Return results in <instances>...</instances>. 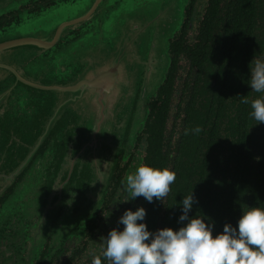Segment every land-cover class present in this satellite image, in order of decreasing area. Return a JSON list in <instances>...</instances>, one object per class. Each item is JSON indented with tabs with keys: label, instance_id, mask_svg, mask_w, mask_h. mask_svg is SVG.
I'll return each instance as SVG.
<instances>
[{
	"label": "water",
	"instance_id": "1",
	"mask_svg": "<svg viewBox=\"0 0 264 264\" xmlns=\"http://www.w3.org/2000/svg\"><path fill=\"white\" fill-rule=\"evenodd\" d=\"M0 1L8 7L6 11L14 10L11 6L14 0ZM103 1H59L36 14H21L19 22L0 32L8 34L23 28V24L42 21L48 11L51 14L64 4H74L79 13L83 12L61 20L51 30L38 26L31 35L0 37V88L4 89L0 92V177L10 179L7 185L21 177L4 208L17 206L18 213L30 226L27 232L30 240L32 236H42V242L38 236L33 238L32 259L41 252L46 236L51 235V228L49 231L47 228L50 211L54 217L52 224L56 226L54 241L64 238L71 246L102 203L119 155L129 151L144 129L148 117L142 119L146 100L148 106L150 97L156 96L166 78L171 63L170 42L182 25L187 2L183 0L179 6V22L169 27L163 21L156 23L163 29H156L149 41L139 40L137 46L136 40L122 35V27L113 30L93 23ZM153 2L161 6L160 0ZM153 2L132 0V5L136 11ZM157 15L159 19H169L164 10ZM77 29H81V35L70 36ZM62 39L68 41L58 48L56 45ZM112 40L114 50L111 49L114 45H106ZM78 42L82 43L81 52L73 51ZM144 42L149 49L141 52ZM58 53L65 57H59ZM141 55L146 57L141 69L128 70L127 76L126 71L122 74L117 71L116 65L132 60L140 65ZM82 56L83 63L75 69L76 59ZM96 58L99 63L95 65L101 66L99 71L89 69ZM130 96L133 97L128 100ZM96 104L100 110L93 115V127L85 114L88 105ZM19 201L23 202L22 207ZM88 203L92 207L88 208Z\"/></svg>",
	"mask_w": 264,
	"mask_h": 264
},
{
	"label": "flooded vegetation",
	"instance_id": "2",
	"mask_svg": "<svg viewBox=\"0 0 264 264\" xmlns=\"http://www.w3.org/2000/svg\"><path fill=\"white\" fill-rule=\"evenodd\" d=\"M59 1L66 0L24 1L16 10L0 16V32L18 21L21 14H36L42 9L56 5ZM208 31L210 33L207 36ZM71 35H81V29H77ZM226 37H228V44L224 45ZM203 38L209 40L208 59L210 62H207L206 67L211 75L210 89L206 83L201 81L196 83L191 79L189 60L183 56L178 64L175 89L169 104L164 150L169 148L168 144L171 146L173 144L170 158L175 156L174 148L180 141V130L189 112L194 116L193 121L188 123L192 128L200 126L202 130H207L216 126L217 142L221 143V145H216V156L228 155L229 157L232 150L238 152L240 149L239 134L244 133L246 127L247 139L243 149L247 152V157L242 166L246 168L252 165H263V162L259 160L264 152V123H257L250 116V104H242L241 98L247 96L251 101L264 95L253 92L249 85L252 60L255 58L264 61V0H187L182 25L171 42L173 40L197 42L196 40ZM67 41L68 39H62L56 46L61 48L62 44ZM221 56H225L221 62L226 63V69L223 71L229 77L227 88L216 80ZM226 89L227 103L223 113H220V103L224 98L222 92ZM2 90L4 89L0 88V92ZM155 98H152L148 104V120L154 112ZM73 126L74 122L71 124V135ZM146 129L145 126L138 134L130 152L122 151L119 155L118 164L104 201L102 200L103 202L93 215L94 219L91 221L88 219L85 233L75 237V243L72 241L74 245L71 248L70 243L64 238L57 240L58 249L53 248V241L56 237L53 232L56 226L52 224L54 220L52 211L49 212L51 217L49 216L47 228L48 231L51 228L52 236H46L41 254L33 261V264H91L94 255L102 259L104 251L102 240L113 228L123 231L124 225L119 224L118 220L125 210L136 211L138 207L146 209L147 200L142 196L130 200L122 185L126 176L134 173L137 167L148 165L149 148L153 139ZM199 152L202 153L201 149ZM252 153H254L253 156ZM169 167L171 168V164ZM9 181L7 177H0V264H27V243L30 240L27 232L30 226L26 224V218L18 213L16 205L10 210L4 208L15 192L21 177L11 185H7ZM125 200L128 201L125 202ZM22 205L23 202L19 201V206L22 207ZM87 206L92 207L90 203ZM36 236L42 242V236L35 235L34 238ZM61 248H66V250L61 252Z\"/></svg>",
	"mask_w": 264,
	"mask_h": 264
},
{
	"label": "trees",
	"instance_id": "3",
	"mask_svg": "<svg viewBox=\"0 0 264 264\" xmlns=\"http://www.w3.org/2000/svg\"><path fill=\"white\" fill-rule=\"evenodd\" d=\"M209 33L210 31L207 32V36ZM196 41L173 40L170 42L169 54L172 65L170 63L169 74H166L167 79L165 78L159 87L157 97H153L155 98L154 112L151 119L148 120L147 117L148 122L146 120L145 126L147 127L146 132H149L153 139L149 148L148 166L160 169L169 168L175 171L176 180L170 186L171 191L164 201L154 198L152 203H147L145 220L138 221V223H145L150 232L166 227L178 230L187 224V221L178 222L179 216L182 214L181 201L192 193L197 202L193 204L189 217L203 216L207 224H214L212 234L215 237L223 232L225 223L236 227L244 209L247 210L248 207L264 208V152L259 160V162H263V165H252L246 168L242 166L247 157V152L243 149L247 139L245 127V132L239 134L240 149L238 152L232 150L229 157H227L228 155L216 156V145H221L220 142H217L216 126L207 129L208 131L203 129L199 134L185 135L186 128L192 129L188 123L194 119L193 114L189 112L182 130H180V141L174 148L175 156L170 158L173 144L172 146L168 144L169 148L164 150L169 104L175 89V79L181 58L185 56L189 60V70L193 81L204 82L209 89L212 83L211 75L207 72L208 68L206 67L207 62H210L208 59L209 40L203 38L199 39L200 42ZM225 44H228V37L224 40ZM222 59H225V56L220 57V68L216 80L227 88L229 77L223 71L226 69V63L221 62ZM227 94V89L222 92L224 98L220 103V113H223L225 109ZM230 151L228 148V152ZM253 155L254 153H252ZM93 219L94 216L90 221ZM87 223L88 221L85 222L82 232L79 230L78 237L85 233ZM53 248L58 249V247ZM66 248H61L60 251L63 252ZM40 254L41 252L34 258L38 259ZM33 261L27 264H33ZM102 264H108V261L102 258Z\"/></svg>",
	"mask_w": 264,
	"mask_h": 264
},
{
	"label": "clouds",
	"instance_id": "4",
	"mask_svg": "<svg viewBox=\"0 0 264 264\" xmlns=\"http://www.w3.org/2000/svg\"><path fill=\"white\" fill-rule=\"evenodd\" d=\"M251 64L250 88L264 94V61L254 58ZM241 103L250 104V116L264 123V95L251 101L243 96ZM201 131L200 126L186 128L185 135ZM175 180L176 173L169 168L141 165L122 185L130 200L142 196L152 203L154 198L164 201ZM196 202L192 193L181 201L178 222L187 224L178 230L166 227L150 232L145 223H138L145 220V208L125 210L118 220L123 231L113 228L102 240L103 258L108 264H264V208L244 209L236 227L225 223L223 232L213 237L214 224H207L203 216L189 217ZM91 264H102L101 257L94 255Z\"/></svg>",
	"mask_w": 264,
	"mask_h": 264
},
{
	"label": "rangeland",
	"instance_id": "5",
	"mask_svg": "<svg viewBox=\"0 0 264 264\" xmlns=\"http://www.w3.org/2000/svg\"><path fill=\"white\" fill-rule=\"evenodd\" d=\"M24 1H26V0H14L13 3L11 4V6H12V8H14V10H16L19 5L24 3ZM128 1H129V3H128ZM145 1L153 2L154 0H145ZM182 1L183 0H160L161 6H158L157 4H155L153 2V3L147 4L148 5L147 7H143L142 9H137L136 11H134L133 5H132V0H118V1L104 0L101 7L98 9L97 13L94 16L93 23H95L96 25L104 26L105 28H111L113 30L116 29L118 26L122 27V29H123L122 35L130 37V38H132V40H136V45L138 46L137 42L139 40L140 41H143V40L149 41L150 39L154 38V32L156 31V29H159V30L163 29L161 27V25L157 26L156 23H161L163 21L169 27L171 25H174L176 23V21L179 22V20L181 18L178 16V14L180 15V12L178 10H179V6L182 3ZM184 2H186V0H184ZM89 3L91 4V1H89ZM76 7L77 6H75L74 4H72V5L64 4V5L58 6V7L54 8V10L52 11L51 14H50L51 11H48L44 15L42 21L36 20L30 24H23L22 25L23 28L16 30V31H12L8 34L4 33V34L0 35V37H4L6 35H9L10 38H16V37H23L25 35H31V33H32L31 31L35 30L38 26L47 27L49 30H51L52 28L57 26L61 20L71 19L72 17H74L75 14H78L79 12H78ZM150 7H151V11H150ZM153 7H156L154 9H157V12H154V10L152 9ZM6 8H8V7L2 6L1 1H0V16L4 15L6 13H9V11H6L7 10ZM160 10L166 11L169 19H164V18L159 19V16L157 14ZM82 13H79V14H82ZM20 17H21V15H20ZM183 18H184V12H183V16H182V21H183ZM17 22H19V21H15L12 24L17 23ZM90 23H92V22H90ZM11 30H13V29H11ZM165 30H167V28H165ZM121 38H123V37H121ZM109 39H111V37H109ZM109 41L106 45L107 46H109L110 44L114 45L113 47H111V49L114 50V48L116 46L115 42L113 40L111 42H109ZM117 46H118V43H117ZM73 49H74L73 51L81 52L82 43L78 42L77 44H75L73 46ZM136 49H138V48L137 47L132 48L130 55H133L135 53ZM148 49H149V44L145 43L144 46L141 47V52H143L145 50L148 51ZM118 52L120 53L121 49L118 48ZM106 54H107V52L104 53V55H106ZM58 56L62 57V58L65 57L61 53H58ZM84 56H82V58L76 59V65L74 66V68L80 67V63H83V61H84L83 60ZM103 59H104V57H102V62H103ZM140 60H142L143 64L141 63L139 65L137 62H133V60H132V62H128L125 65H122V63L118 64V65H116L117 71H119L121 74H122V71H126V76H127L128 70H131L133 72V71L137 70L138 67L142 68V66H144V62H146V57L144 59V56L141 55V57L138 59V61H140ZM120 62H122V61H120ZM95 63H99L98 58H96L95 61L89 65V69L94 68V69H97L99 71L101 66L99 64L95 65ZM102 66L105 68L109 67L107 64H102ZM63 68H64V66H62V69ZM89 69H87V70H89ZM94 72H97V71H94ZM156 93H157V91H156ZM132 97L133 96L128 97V100H131ZM151 99H152V97H150L149 101ZM98 102L100 103V96L98 97ZM133 105L131 107H128L127 109L128 110L130 108L132 109ZM146 106H147V100H146V104H144V109H143L144 110L143 111L144 116L142 119H144L145 116L148 115V110L146 109ZM147 108H148V106H147ZM99 110L100 109H99V106H97V104H96V106L95 105H88V107H87V112L85 115H88L87 118L90 119V123L93 127H95V123H94L95 121L93 120V115H95V114L97 115L96 111L99 112ZM141 117H142V115L139 118H137L136 121H138ZM130 146H131V143H130ZM132 147L129 148V151L132 150ZM129 151L125 150V153H127ZM33 238H34V236H32V239L30 241H28V243H27V248H28V250H27V263H29L30 261H33L32 255H31L32 244H33V240H34ZM52 246L56 247L57 242L53 241Z\"/></svg>",
	"mask_w": 264,
	"mask_h": 264
}]
</instances>
